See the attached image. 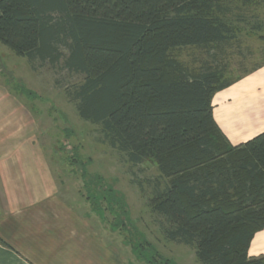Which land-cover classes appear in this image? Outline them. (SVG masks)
<instances>
[{
    "label": "trees",
    "instance_id": "trees-1",
    "mask_svg": "<svg viewBox=\"0 0 264 264\" xmlns=\"http://www.w3.org/2000/svg\"><path fill=\"white\" fill-rule=\"evenodd\" d=\"M249 1L0 0V43L30 65L57 64L67 49L65 67L84 77L67 92L79 117L134 166L157 168L166 183L156 182L152 210L169 224L166 239L194 249L200 264H264L248 254L264 229V133L231 145L212 104L242 79H224L218 55L240 45L245 30L264 34L262 20L249 24L232 6ZM182 49L213 60L191 72L173 55ZM75 150L93 211L101 201L119 211L138 261L176 264L137 231L124 199Z\"/></svg>",
    "mask_w": 264,
    "mask_h": 264
},
{
    "label": "rangeland",
    "instance_id": "rangeland-1",
    "mask_svg": "<svg viewBox=\"0 0 264 264\" xmlns=\"http://www.w3.org/2000/svg\"><path fill=\"white\" fill-rule=\"evenodd\" d=\"M232 6L236 12L244 14L249 24H255L257 18L264 23V0L249 1L244 5L246 9L242 3ZM247 31L242 32L240 45L218 55L227 68L224 79L228 81L243 79L264 66V40L260 39L264 34L257 37ZM61 52L64 58L57 64L35 61L30 65L0 43V89L6 90L16 104L32 113L28 121L31 126L34 124V134L55 175L59 196L67 200L91 230L104 240L108 250L119 253V260L114 258L119 264H146L138 261L125 243V236L129 239L132 236L119 229L120 220H124L119 211H112V206L103 201L100 202L101 211H93L84 188L83 168L74 160L77 149L87 165V172L102 177L107 188L124 199L133 225L162 256L176 264H200L194 249L166 239L165 230L169 224L152 210L156 182L162 187L166 183L160 179L157 168L149 164L134 166L126 154L104 142L100 126L79 117L67 92L82 83L84 77L65 67L67 49L61 47ZM207 54L204 50L182 49L173 55L191 72H197L213 60ZM25 90L35 96H27ZM67 130L72 131V135L66 133Z\"/></svg>",
    "mask_w": 264,
    "mask_h": 264
},
{
    "label": "crops",
    "instance_id": "crops-1",
    "mask_svg": "<svg viewBox=\"0 0 264 264\" xmlns=\"http://www.w3.org/2000/svg\"><path fill=\"white\" fill-rule=\"evenodd\" d=\"M10 97L0 89V264H119V253L108 250L59 196L28 121L32 113ZM212 104L214 119L231 145L263 134L264 66L216 93ZM248 254L264 256V229L253 237Z\"/></svg>",
    "mask_w": 264,
    "mask_h": 264
}]
</instances>
